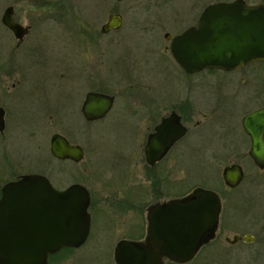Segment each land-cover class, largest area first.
Wrapping results in <instances>:
<instances>
[{
	"label": "rangeland",
	"instance_id": "obj_1",
	"mask_svg": "<svg viewBox=\"0 0 264 264\" xmlns=\"http://www.w3.org/2000/svg\"><path fill=\"white\" fill-rule=\"evenodd\" d=\"M48 1H58V7L47 6ZM96 1L102 6L95 8ZM96 1L0 0V15L7 5H12L13 18L29 27L24 45L17 54L22 69L19 90L7 99L6 95L3 96L8 100L9 123L7 131L4 129L7 132L4 147L6 153L0 152V171H6L5 175L0 174V179L11 177L16 171L39 170L52 180L55 187H64L70 181L79 180L90 192L88 209L91 210V221L86 242L76 248L71 247V250L61 255L60 261H52L50 264H115L112 259L114 241L121 236L139 235L144 229L145 209L151 201L186 193L195 184L211 186L218 183L217 176L221 174L222 164L206 162L209 154L205 146L209 145L208 141L217 142L214 137L209 138L207 126H198V154L190 148L185 149L183 145L184 151L177 158L171 152L159 161V166L150 168L146 165L142 152L132 145L139 130L147 123L134 118L129 112L133 106L129 100L134 96L132 89L141 97L140 89L144 92L147 87L150 91L151 88L155 91L160 87L165 92L174 93L177 87L183 88L188 81L197 82L193 87L198 99L196 106L206 114L203 117L199 112L196 117L208 123L213 107L221 109V102L211 100L210 86L228 83V102L222 104L220 116L235 121V127L236 123L239 127V116L244 111L242 106L248 102L242 99V90L238 89L242 81V68L226 71L206 68L186 75L179 71L169 51L163 50V45L168 42L162 39V32L153 35L152 39L145 33L138 37L134 26L125 29L131 21L127 11H124L125 25L121 30L101 34V38L96 41L93 29H98L109 14L103 1ZM255 1L249 0L250 3ZM189 3L191 0H176L173 6L181 9V13L182 10L186 11ZM175 13L165 8L159 16L160 19H169ZM0 30L4 31L1 27ZM7 40L6 35L1 36V48H6ZM2 52L0 61L4 56ZM82 58L86 61L87 73L98 71L101 76L91 85L86 81L85 89L94 86L115 95L113 108L101 119L84 120L77 113L78 104L84 97V86L79 83L77 76ZM96 60L99 63L95 65ZM256 67L264 75V63ZM215 103L216 106H213ZM47 107L55 109L54 116L67 113L64 126L54 116V121L49 122L43 114ZM188 122L192 130L194 123L192 120ZM226 123L219 119L215 129L217 126L218 130L222 129L223 126L219 124ZM53 128L69 129L70 138H76L84 148L83 160L75 164L69 159L61 161L50 155L48 135ZM31 129L35 131L29 135L27 132ZM189 134L190 131L187 139ZM4 154L7 156L5 162L1 159ZM175 165L178 167L174 171L172 168ZM153 173H159L160 178ZM176 176L179 180L173 181L170 186L164 185V177L172 180ZM156 182L158 185H155ZM243 210L246 207L239 209L237 206L235 212L240 215ZM222 252L216 247L212 249V264H223ZM227 264L238 263L227 260Z\"/></svg>",
	"mask_w": 264,
	"mask_h": 264
},
{
	"label": "water",
	"instance_id": "obj_2",
	"mask_svg": "<svg viewBox=\"0 0 264 264\" xmlns=\"http://www.w3.org/2000/svg\"><path fill=\"white\" fill-rule=\"evenodd\" d=\"M13 7L1 12V23L20 38L27 27L14 22ZM120 14L111 13L101 31L118 28ZM169 51L183 71L220 67L235 68L248 61L264 60V3L248 5L242 0L213 2L199 14L198 22L170 39ZM114 95L86 90L81 113L87 119L103 117ZM0 110V127H1ZM250 136V154L264 159V107L259 106L241 117ZM178 115L169 112L148 136L146 161L159 158L170 141L184 134ZM53 156L83 157L78 143H70L59 132L49 137ZM163 140L164 142L162 143ZM222 176L235 183L241 171L236 164L224 165ZM89 189L81 182L54 187L41 172H26L6 180L0 187V264H48V255L61 246H79L90 232L87 209ZM218 194L203 185L192 186L181 196L151 201L145 209L146 234L141 240L121 237L113 244L116 264H160L163 255L172 260L190 258L196 247L213 236L218 209Z\"/></svg>",
	"mask_w": 264,
	"mask_h": 264
},
{
	"label": "flooded vegetation",
	"instance_id": "obj_3",
	"mask_svg": "<svg viewBox=\"0 0 264 264\" xmlns=\"http://www.w3.org/2000/svg\"><path fill=\"white\" fill-rule=\"evenodd\" d=\"M96 1V0H95ZM105 7H108L109 15L111 13L120 14V23L121 25L116 28H111L107 32L101 31V26L104 21H106L107 16L104 21H102L98 27L92 28L93 33L96 34V41L98 38H101V34H109L111 31H118L121 30V27L125 25L123 22V15L126 13L124 11H127L128 14H130V20L129 23L125 26L127 28H131L134 26L135 31L137 32V36L141 37L142 34H148L150 38L153 39V35L158 34L162 32V39L168 42V44L163 45V50L169 51V44L170 39L175 34H181L185 28L192 27L193 25L198 22L199 14L203 11L204 7L207 5L212 4L213 2H223V1H233V0H191V3H189L188 8L186 7V11L181 9H177V7L173 6L176 0H102ZM243 2L247 3L248 5H252L254 3H264V0H257L254 3H250L249 0H242ZM58 1H48L46 4L51 5L55 8V6L58 7ZM62 1L59 3L61 4ZM63 5V4H62ZM99 5L102 6L101 3H98V1L95 2V8ZM12 6V5H11ZM65 6V5H64ZM121 7V9L119 8ZM65 8V7H64ZM169 9L174 10L176 13L172 14V17L169 19L162 18L160 19V14L162 13L163 9ZM119 10H122L119 12ZM13 11L12 10V18H13ZM134 15V19H133ZM14 19V22H19V20ZM1 23V21H0ZM177 23H180L177 25ZM23 24V23H21ZM27 27V30L29 31L28 25H23ZM1 28H3V32L0 30V38L1 36H7V46L6 48H1L0 44V52L3 51L4 56H2V60L0 61V110L1 113V127H0V152H4V147L6 138V131L8 129V123L7 121V112L8 105L6 100L8 96H11L12 93H16L19 89L20 83L22 81V69L20 64V58L17 57V54L21 51V47L23 44V41L25 40V36L27 35V32L22 35L21 39L14 37V34L12 33V30L10 28L5 27L1 23ZM127 30V29H126ZM5 32L7 34H5ZM144 34V35H145ZM4 46V45H3ZM169 56L171 57V51H169ZM99 58V57H98ZM172 58V57H171ZM97 59V58H96ZM79 66L80 69L77 72V76L79 77V83L82 84L83 87V96L87 89L85 86L86 81L88 82V85H91L93 82L99 79V72L94 71L87 73L86 72V61L84 59H81ZM173 60V59H172ZM175 61V60H173ZM176 62V61H175ZM99 63V61H95V65ZM177 63V62H176ZM264 63V60L257 59L256 61H248L244 65H238L236 67L242 68L240 78L242 81H240V85L238 89L242 90L241 97L242 99H247L248 102L243 104L244 111L239 116V127L236 123V127L234 125L235 121L226 120L223 118V116H220V110H222V104L226 105L228 102V95L229 87H226L227 84L225 83H215L211 87V100H214L216 103L221 102V109L217 110L216 107L211 110L213 114H210V119L208 123H204L200 120V118H197V114L201 112V115L205 117V114L203 111H200L196 104H197V96L194 92V86L197 84V82H187L184 84L183 88L177 87L176 91L174 93L171 92H165L164 89H161L160 87H157L158 89L153 91L151 88V91L147 88H145V91H139L143 96H139L135 94L136 90L132 89L131 93L134 95L133 97L129 98L131 102H133V106L129 108V112L131 115L134 116V118L141 119L142 121H146L145 127L143 129L139 130V133L137 134L136 138L133 139V147L134 149H138V151L142 152V155H144V147H146V142L148 139V136H150V132L154 130V126L157 124V122L163 118L166 117L169 112L176 113L178 115V118L181 122H183L185 126L184 134L178 135L175 139H172L166 148V150L162 153L159 158L155 159L152 162L146 161V155H144V161L146 165H148L150 168L157 167L159 161L169 155V153L173 152L175 154L174 158H177L179 156V153L184 151V147L190 148L193 153H197L198 148V140H197V130L198 126H207L208 132H209V138L214 137V140L217 142L212 143L210 141L209 145L205 146L206 152L209 154L206 158V162L208 164H215V165H221L220 172L222 171V167L224 165H231L236 164L238 166V169L241 171V174L237 181L232 184H228L225 179L222 176V172L219 176H217L218 183L213 184L211 186H206L203 184H197V185H203L206 186V188L213 189L218 195L219 198V209H218V216L216 219V226L214 227L213 236L210 238H207L204 242L200 244V246L196 247L193 254L190 258L184 259V261L179 260H172L168 256L163 255V259L161 260L160 264H212V259L214 255H212V249L214 247L221 249L224 254V262L223 264H227V260H233L234 262L237 261L238 264H264V159H256L253 155L250 154V146L252 140H250V136L247 133L246 130H244L242 125V119L241 117L245 114H247L251 110L258 109L259 106L264 107V88L262 87V84L264 82V75L260 73L259 69L256 67L257 64ZM179 71L185 73L186 75H192L196 73L199 70L203 69H197L195 72L191 71H183L182 68L178 65ZM235 68H229L226 70H234ZM209 69V67H207ZM219 68L220 67H216ZM213 68V69H216ZM96 70L97 67L95 68ZM212 69V68H210ZM223 71H226L224 69H221ZM59 76V75H58ZM101 78V76H100ZM193 83H195L193 85ZM211 85V84H210ZM182 89V91H181ZM88 90H99L101 92H104L105 90L99 89V87L89 88ZM109 92V91H105ZM227 92V93H226ZM234 93V92H232ZM114 95L113 93H109ZM7 96L6 99L3 96ZM115 98V95H114ZM113 98V101H114ZM84 99V97H83ZM78 104L79 109L77 110L78 116L80 115L83 117L81 113V102ZM113 101L111 103V107L107 109L105 114L113 108ZM216 103L213 106H216ZM142 107V109L140 108ZM48 108V107H47ZM44 111L43 114L49 119L50 121H54V117L58 119V121L64 126V121L67 119V113L64 112V114H55L53 115L54 108L49 107L48 109ZM143 110V111H142ZM142 113L140 114V112ZM105 114L103 117H105ZM52 116H54L52 118ZM219 116V117H218ZM101 117V118H103ZM218 117V118H217ZM100 117H96L95 119H99ZM100 118V119H101ZM83 119H87L86 117H83ZM91 119V120H95ZM222 119L225 122L221 125L222 129H215L216 122ZM189 120H192L193 128L192 130L189 128ZM217 120V121H216ZM48 122V121H47ZM232 122V123H231ZM4 129L6 131H4ZM264 129V128H263ZM32 130V129H31ZM68 128H65L64 130H60L59 128H53V130L48 135V139L52 133L59 132L61 136L64 138H67L70 143H78L80 147L82 148V145L80 144L77 139L70 138V134L68 132ZM80 130V129H79ZM35 130L27 132L29 135L32 134ZM189 134V139H187V135ZM194 131V132H193ZM196 131V135H195ZM5 132V133H4ZM194 135V136H193ZM262 137L264 139V131H262ZM50 141V139H49ZM49 141H48V149H49ZM162 143L164 142L161 140ZM183 145H185L183 147ZM84 150V148H82ZM50 150V149H49ZM82 150V151H83ZM51 152V151H49ZM50 155L53 158L66 160L69 159L73 163H77L80 160H83V157L74 160L70 157L66 156V158H60L55 157L51 153ZM84 156V151H83ZM6 154L3 155L2 161H6ZM1 164V163H0ZM165 167V165H164ZM162 167L165 171V168ZM176 167L178 165H175L172 170H176ZM6 171V170H5ZM5 171L1 170L0 174L5 175ZM168 171V170H167ZM171 170H169L170 172ZM26 172H31L26 170ZM26 172L16 171V174H14L11 177H7L5 179H0V187L3 185L6 180L10 179H16L19 175L25 174ZM34 172H41L39 170H36ZM41 174H43L41 172ZM45 175V174H43ZM155 177L160 178L159 173H153ZM47 176V175H45ZM48 177V176H47ZM50 180V178L48 177ZM179 180L176 177H173V179H168L167 177H164V185L170 186V184L173 181ZM72 182V181H70ZM73 182H80L73 181ZM52 183V180H51ZM69 183V182H68ZM67 183V184H68ZM82 183V182H81ZM53 185V184H52ZM155 185H158L156 182ZM196 185V184H195ZM194 185V186H195ZM196 185V186H197ZM54 186V185H53ZM55 187V186H54ZM62 187V186H61ZM57 188V187H56ZM157 187L155 186V189ZM191 189V188H190ZM89 192V190H88ZM188 192V191H187ZM182 194V193H181ZM180 195H171L172 196H181ZM168 197V198H171ZM168 198H161L162 199H168ZM89 199H90V192H89ZM158 200V201H161ZM91 201V199H90ZM90 201L88 202L87 209L90 206ZM154 201V200H153ZM239 207V209L242 207H246V210H243V213L240 215H237L235 212L236 207ZM241 206V207H240ZM89 216L91 217L90 209ZM145 217V212H144ZM146 217L144 222V229L139 235H135L133 237H126V238H137L141 240L144 238V235L146 234ZM89 233V232H88ZM88 237V235H87ZM86 237V239H87ZM86 239H84L86 242ZM120 239V238H118ZM115 242V241H114ZM83 243V242H81ZM114 244V243H113ZM81 245V244H80ZM75 247V246H71ZM78 247V246H77ZM113 247V246H112ZM76 248V247H75ZM113 259V258H112ZM115 263V260H114ZM116 264V263H115Z\"/></svg>",
	"mask_w": 264,
	"mask_h": 264
},
{
	"label": "trees",
	"instance_id": "obj_4",
	"mask_svg": "<svg viewBox=\"0 0 264 264\" xmlns=\"http://www.w3.org/2000/svg\"><path fill=\"white\" fill-rule=\"evenodd\" d=\"M210 70H213V68L210 69ZM67 250H71V246L70 247L61 246L60 249H58L57 251L51 252L50 255H48V262L47 263L50 264L52 261H55V262L60 261L61 260V255L63 253H66Z\"/></svg>",
	"mask_w": 264,
	"mask_h": 264
}]
</instances>
